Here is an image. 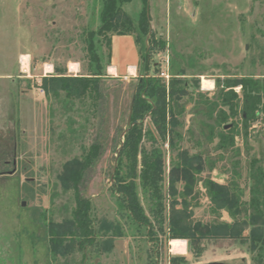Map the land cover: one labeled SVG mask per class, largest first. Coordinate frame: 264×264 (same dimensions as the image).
Wrapping results in <instances>:
<instances>
[{
	"label": "rangeland",
	"instance_id": "374dc122",
	"mask_svg": "<svg viewBox=\"0 0 264 264\" xmlns=\"http://www.w3.org/2000/svg\"><path fill=\"white\" fill-rule=\"evenodd\" d=\"M103 2L0 0V264H259L246 238L249 231L241 241H204L199 250L192 249L187 239L170 237L172 206L179 211L183 208L179 195L184 183H177V194L170 193L176 152L171 151L168 139L163 145V197L153 199L137 182L140 205L154 229L134 223L118 196L112 194L121 140L118 129L124 124L140 74L126 79L109 74L104 42L97 43V53L109 89L105 153L89 170L81 188L92 203L96 243L71 256L52 255L49 223L71 218L75 208L74 193L65 192L60 175L68 161L81 155V146H89L101 133V127L100 119L90 112L91 101L71 103L64 93L49 95L42 88V79L56 71L72 77H87L96 71L94 65L90 67L85 35L99 29ZM119 3L135 21V34L143 59L150 60L152 76L156 71L166 72L167 86L171 79L189 84V95L179 107L184 123L179 128L183 135L180 148L191 157L201 154L204 158V171L190 197L194 219L231 224L227 212L221 217L212 213L203 181L238 183L248 201L251 162L264 161V110L259 108L257 118L247 121L241 111L242 87L223 88L226 81L242 77L264 79V0ZM142 15L147 19L145 32L138 24ZM23 56L28 57L27 70ZM71 64L77 65L78 72L70 70ZM204 80L213 86L205 89ZM221 90L233 91L239 104L238 116L229 118L224 127L234 128L236 135L234 149L226 152L217 149L219 139H208L210 129L204 127L213 121L206 117L203 103L217 102ZM159 203L162 211L155 205ZM175 240L186 243L184 253L173 252L171 242Z\"/></svg>",
	"mask_w": 264,
	"mask_h": 264
},
{
	"label": "trees",
	"instance_id": "16d2710c",
	"mask_svg": "<svg viewBox=\"0 0 264 264\" xmlns=\"http://www.w3.org/2000/svg\"><path fill=\"white\" fill-rule=\"evenodd\" d=\"M101 25L97 31H89L85 35L87 57L90 67L95 66L96 71L87 77L64 76L58 73L42 79L43 90L55 96L64 93L71 102L91 101L90 112L100 119L101 133L89 145H82V153L68 161L60 175L65 192L74 193L75 208L72 217L62 223H49L50 251L54 257L71 256L75 252L83 251L87 245L96 243L98 231L95 227L93 207L91 200L85 198L81 188L86 175L105 153L107 139L106 120L108 118V86L106 74L102 73L100 56L97 53V43L104 42L108 49V62L111 57V38L114 35H134L139 46L141 62L138 73L140 78L134 87L127 115L123 126L118 129L121 140L116 155L117 169L114 176L115 185L112 194L118 196L122 208L129 214L134 223L140 226H150L140 205L138 180L145 193L155 200L163 197L161 181L164 177L165 151L163 149L166 139L169 140L171 151L176 152L171 162L170 193L175 195L178 182L184 183V190L180 193L183 208L179 211L172 206L169 218V232L173 239H187L192 249H201V244L207 240L229 238L235 241L245 239L244 232L249 231L248 237L252 252L257 253V262L263 264L264 253V161L251 162L249 188L250 198L244 199V190L238 183L220 185L211 179L203 181L207 196L212 204V213L221 217L227 212L232 223L219 221L203 223L194 219V212L190 202L197 184L198 175L204 171V158L201 154L189 156L187 151L181 150L183 135L180 132L184 123L179 118L183 111L179 108L183 97L189 95V84L185 80L171 79L169 85L159 77V71L152 76L150 60L143 59L139 39L135 34V21L124 13L119 0H104L100 13ZM141 30L146 31L147 19L142 15L138 21ZM99 41H96V39ZM242 87L243 98L241 111L246 120L257 118L259 108L264 110V79L242 77L226 81L224 89ZM238 96L231 90H221L217 102H204L207 108V118L213 124L209 127L208 139L218 141V150L228 151L234 149L236 135L234 128L225 129L229 118H236L239 113ZM131 113V122L128 119ZM227 108L228 111H224ZM229 112V114H228ZM217 116L214 118V114ZM88 121L89 119L86 118ZM150 121V123H149ZM217 128L220 131H217ZM191 136L192 131H189ZM239 150L236 154L239 155ZM235 167L239 165L236 162ZM216 167L211 166L213 171ZM238 174V173H236ZM175 193V194H174ZM194 199V198H193ZM158 208L162 211V205ZM101 224H99V228ZM86 254H84L85 256Z\"/></svg>",
	"mask_w": 264,
	"mask_h": 264
},
{
	"label": "crops",
	"instance_id": "0c3cea01",
	"mask_svg": "<svg viewBox=\"0 0 264 264\" xmlns=\"http://www.w3.org/2000/svg\"><path fill=\"white\" fill-rule=\"evenodd\" d=\"M110 54L109 74L126 79L134 77L138 73L141 56L134 35L112 36Z\"/></svg>",
	"mask_w": 264,
	"mask_h": 264
},
{
	"label": "bare ground",
	"instance_id": "6f19581e",
	"mask_svg": "<svg viewBox=\"0 0 264 264\" xmlns=\"http://www.w3.org/2000/svg\"><path fill=\"white\" fill-rule=\"evenodd\" d=\"M22 65H23L24 70L28 69V57L27 56L22 57ZM70 69L74 72H78L76 64H71ZM203 86L205 89L208 90V88H211L213 86V84L210 81L204 80ZM171 248H172L173 252H175V253H184L186 250V243L184 241L175 240V241L171 242Z\"/></svg>",
	"mask_w": 264,
	"mask_h": 264
},
{
	"label": "built area",
	"instance_id": "2783aa9c",
	"mask_svg": "<svg viewBox=\"0 0 264 264\" xmlns=\"http://www.w3.org/2000/svg\"><path fill=\"white\" fill-rule=\"evenodd\" d=\"M159 77H160L161 79H163L164 81H165V80H166V81L169 80V76H168V74H167L166 72H160V73H159Z\"/></svg>",
	"mask_w": 264,
	"mask_h": 264
},
{
	"label": "water",
	"instance_id": "95a60500",
	"mask_svg": "<svg viewBox=\"0 0 264 264\" xmlns=\"http://www.w3.org/2000/svg\"><path fill=\"white\" fill-rule=\"evenodd\" d=\"M131 113H132V108H131V111H130V117L128 119V123L130 124L131 122ZM116 166H117V161H116ZM115 170H116V167H115ZM212 264H221V263H212Z\"/></svg>",
	"mask_w": 264,
	"mask_h": 264
}]
</instances>
